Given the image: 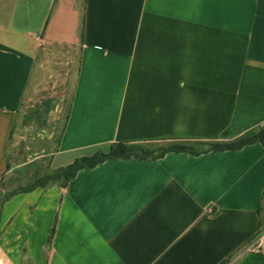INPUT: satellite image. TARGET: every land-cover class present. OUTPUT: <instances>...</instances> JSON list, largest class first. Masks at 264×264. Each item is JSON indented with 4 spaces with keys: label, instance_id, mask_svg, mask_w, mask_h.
<instances>
[{
    "label": "crops",
    "instance_id": "1",
    "mask_svg": "<svg viewBox=\"0 0 264 264\" xmlns=\"http://www.w3.org/2000/svg\"><path fill=\"white\" fill-rule=\"evenodd\" d=\"M263 125L264 0H0V181ZM263 195L260 142L106 160L0 203V264H264Z\"/></svg>",
    "mask_w": 264,
    "mask_h": 264
},
{
    "label": "trees",
    "instance_id": "2",
    "mask_svg": "<svg viewBox=\"0 0 264 264\" xmlns=\"http://www.w3.org/2000/svg\"><path fill=\"white\" fill-rule=\"evenodd\" d=\"M69 116V107H66L64 116L59 125L56 143L60 142ZM188 141L175 139L151 140L144 142H117L110 144L106 150L97 149L93 154L76 159L72 164L55 169L44 176L37 177L29 185L9 193L0 203L8 200L17 193L29 192L38 187L46 188L51 185L66 187L76 176L78 171L88 167H95L101 162L110 159H136L155 160L162 158L170 152H185L199 155L209 151L238 150L253 143H264V125L246 132L245 134L229 141Z\"/></svg>",
    "mask_w": 264,
    "mask_h": 264
},
{
    "label": "rangeland",
    "instance_id": "3",
    "mask_svg": "<svg viewBox=\"0 0 264 264\" xmlns=\"http://www.w3.org/2000/svg\"><path fill=\"white\" fill-rule=\"evenodd\" d=\"M65 91H66L65 93L67 95V99H69L68 96L70 94V90L66 89ZM33 101H35V100H33ZM66 104H68V100H67ZM29 108L30 107H28V109ZM65 109H66V107H65ZM23 113L26 114L27 119L29 118L31 120L30 115L33 114L32 111H24ZM192 142H194V141H188L185 143L191 144ZM46 160L43 161V159H41V161H36L34 163H31V164L22 165V166L17 165V166H15V168L10 167L7 174H5V176L0 181V202L9 193L17 191V190L29 185L30 183L34 182V180L37 177L44 176L45 174L51 172L52 168H50L49 163ZM259 213L261 214V216L264 219V195H263V199L261 201V205L259 207Z\"/></svg>",
    "mask_w": 264,
    "mask_h": 264
},
{
    "label": "built area",
    "instance_id": "4",
    "mask_svg": "<svg viewBox=\"0 0 264 264\" xmlns=\"http://www.w3.org/2000/svg\"><path fill=\"white\" fill-rule=\"evenodd\" d=\"M243 254H258L264 256V231L260 232L245 245Z\"/></svg>",
    "mask_w": 264,
    "mask_h": 264
}]
</instances>
